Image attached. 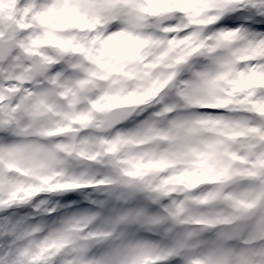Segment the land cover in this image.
<instances>
[{
    "label": "snow or ice",
    "instance_id": "1",
    "mask_svg": "<svg viewBox=\"0 0 264 264\" xmlns=\"http://www.w3.org/2000/svg\"><path fill=\"white\" fill-rule=\"evenodd\" d=\"M0 264H264V0H0Z\"/></svg>",
    "mask_w": 264,
    "mask_h": 264
}]
</instances>
